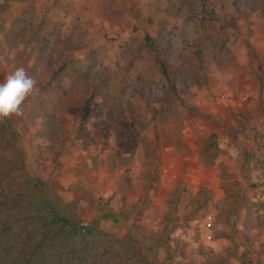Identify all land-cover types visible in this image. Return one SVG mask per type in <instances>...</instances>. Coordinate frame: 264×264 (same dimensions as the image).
Instances as JSON below:
<instances>
[{
  "label": "rangeland",
  "instance_id": "obj_1",
  "mask_svg": "<svg viewBox=\"0 0 264 264\" xmlns=\"http://www.w3.org/2000/svg\"><path fill=\"white\" fill-rule=\"evenodd\" d=\"M18 67L27 164L79 218L159 264H264V0H0Z\"/></svg>",
  "mask_w": 264,
  "mask_h": 264
},
{
  "label": "trees",
  "instance_id": "obj_2",
  "mask_svg": "<svg viewBox=\"0 0 264 264\" xmlns=\"http://www.w3.org/2000/svg\"><path fill=\"white\" fill-rule=\"evenodd\" d=\"M75 206L30 170L11 116L0 119V264H159L139 237L83 221Z\"/></svg>",
  "mask_w": 264,
  "mask_h": 264
},
{
  "label": "clouds",
  "instance_id": "obj_3",
  "mask_svg": "<svg viewBox=\"0 0 264 264\" xmlns=\"http://www.w3.org/2000/svg\"><path fill=\"white\" fill-rule=\"evenodd\" d=\"M36 80L18 67L0 80V119L20 114L21 105L35 91Z\"/></svg>",
  "mask_w": 264,
  "mask_h": 264
},
{
  "label": "built area",
  "instance_id": "obj_4",
  "mask_svg": "<svg viewBox=\"0 0 264 264\" xmlns=\"http://www.w3.org/2000/svg\"><path fill=\"white\" fill-rule=\"evenodd\" d=\"M213 221H214L213 215L208 214L206 217V228L208 231H211L212 226H213Z\"/></svg>",
  "mask_w": 264,
  "mask_h": 264
},
{
  "label": "crops",
  "instance_id": "obj_5",
  "mask_svg": "<svg viewBox=\"0 0 264 264\" xmlns=\"http://www.w3.org/2000/svg\"><path fill=\"white\" fill-rule=\"evenodd\" d=\"M217 132L219 133V134H221L218 130H217ZM258 197H260L259 195H258ZM257 262V261H256Z\"/></svg>",
  "mask_w": 264,
  "mask_h": 264
}]
</instances>
